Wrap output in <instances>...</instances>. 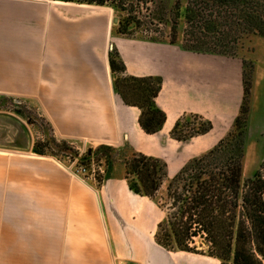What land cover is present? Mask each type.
Instances as JSON below:
<instances>
[{
  "label": "crops",
  "instance_id": "1",
  "mask_svg": "<svg viewBox=\"0 0 264 264\" xmlns=\"http://www.w3.org/2000/svg\"><path fill=\"white\" fill-rule=\"evenodd\" d=\"M256 38L248 58L199 54L122 37L100 7L0 0V95L30 103L58 142L157 158L172 179L231 131L245 77L248 113L264 111V37ZM112 48L129 76L162 79L156 105L166 122L158 133H145L140 109L116 93ZM184 115L212 122V131L174 139ZM160 221L156 203L130 190L124 160L93 187L50 158L0 152V264H220L158 245Z\"/></svg>",
  "mask_w": 264,
  "mask_h": 264
},
{
  "label": "trees",
  "instance_id": "2",
  "mask_svg": "<svg viewBox=\"0 0 264 264\" xmlns=\"http://www.w3.org/2000/svg\"><path fill=\"white\" fill-rule=\"evenodd\" d=\"M54 1L97 6L110 4L128 12L123 0ZM259 1L206 0V12H201L200 16L210 19L214 16L213 7L217 6L221 9L217 13L220 18L226 21L231 19L229 23L236 19L237 27L244 26L242 34L261 33L264 5H260ZM129 13L128 19L119 23L118 33L122 36L129 35L134 11ZM238 13L244 18L239 20ZM225 37L224 32L220 42ZM206 38L193 36L190 42H194L198 48L206 45ZM186 51L213 55L196 50ZM112 52L120 61H116ZM110 66L113 75L126 73V66L116 48L110 52ZM114 88L126 105L140 109L139 123L145 133L152 135L162 129L166 114L156 105L162 89L161 78L129 77L125 80L114 77ZM249 97V77H245L244 101L240 115L234 122V130L208 153L189 161L172 179H168L167 164L160 159L141 153H133L125 159L130 190L154 201L166 212L165 218L158 224L155 239L167 251L203 255L217 259L221 264H264V160L255 176L245 186L242 185L244 143L238 124L240 117L247 116L249 112ZM188 116L184 115L176 123L171 133L174 139L187 141L212 131V122L194 115L202 121L200 127L188 129L184 136L179 135L181 122ZM51 142L63 151L76 152L73 146L58 142L54 136ZM119 150L109 146L97 148L105 156ZM34 153L44 155L37 146ZM166 182L165 197L159 198Z\"/></svg>",
  "mask_w": 264,
  "mask_h": 264
},
{
  "label": "rangeland",
  "instance_id": "3",
  "mask_svg": "<svg viewBox=\"0 0 264 264\" xmlns=\"http://www.w3.org/2000/svg\"><path fill=\"white\" fill-rule=\"evenodd\" d=\"M123 1L128 12L110 4L106 6H89L103 8L109 14L111 25L117 33L119 23L126 21L130 15L129 12L134 11L131 18L132 24L128 30L129 35L122 36L118 33L120 36L130 39L174 42L183 50L248 58L257 42L256 36H264L262 35V33L264 34V13L261 33L248 32L242 34L244 26L237 27L236 19L229 23L231 19L226 21V19L220 18L217 13L221 9L217 6L212 9L213 17L208 20H206V17L202 18L200 13L206 12V0ZM259 3L264 5V0H260ZM237 17L239 20L244 18L240 13L237 14ZM229 25L232 26L229 27ZM224 32L225 40L220 42V36ZM193 36L194 38L196 36L207 37L205 40L206 45L197 46L198 48H196V44L190 42ZM213 38L216 40H213ZM112 55L116 61H120L114 52H112ZM114 77L128 80L132 76H129L126 72L115 74ZM201 124L202 121L196 119L194 115H189L182 120L178 134L184 136L188 133V129H196ZM238 125L241 128L244 143L242 185L245 186L255 176L264 160V111L241 116ZM52 138V130L47 121L30 103L22 99L0 95V152L50 158L70 173L83 169V175L88 185L93 187H100L109 176L110 168L116 161H125L126 158L131 156L125 150H119L117 153L106 156L102 152H98L97 148L77 150L74 147L77 153L63 151L51 142ZM36 146L43 151L44 155L34 153ZM98 173H101L99 174L100 178ZM166 186L167 182L164 184L159 198L165 197ZM158 208L161 210L162 221L166 216V212L159 206ZM198 242L200 241L198 240ZM218 263L221 264V262Z\"/></svg>",
  "mask_w": 264,
  "mask_h": 264
},
{
  "label": "built area",
  "instance_id": "4",
  "mask_svg": "<svg viewBox=\"0 0 264 264\" xmlns=\"http://www.w3.org/2000/svg\"><path fill=\"white\" fill-rule=\"evenodd\" d=\"M85 172V171H84ZM102 172V171H101ZM72 173V175H74L75 177H77L78 179H80L82 182H84L85 184H88L87 183V180H86V178L84 177V175H83V169L82 170H80V171H77V172H71ZM99 174H101V173H98V176H99V178H100V175Z\"/></svg>",
  "mask_w": 264,
  "mask_h": 264
}]
</instances>
